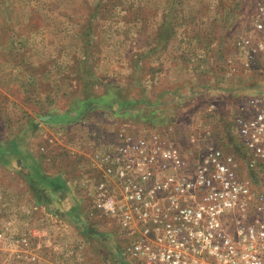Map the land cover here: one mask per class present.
<instances>
[{"label": "rangeland", "instance_id": "obj_1", "mask_svg": "<svg viewBox=\"0 0 264 264\" xmlns=\"http://www.w3.org/2000/svg\"><path fill=\"white\" fill-rule=\"evenodd\" d=\"M255 4L0 0V264L38 263L34 233L49 225L90 243L96 252L84 258L101 264L112 257L117 232L108 218H89L76 183V206L62 203L77 223L54 221L58 211L37 200L32 164L3 150L19 146L37 167L63 156L55 161L65 172L70 164L89 171V148L119 130L153 132L191 152L234 142V116L251 113L264 76L229 74L223 59ZM48 137L58 146L45 154ZM56 244L59 264H79L82 254L68 258L66 241Z\"/></svg>", "mask_w": 264, "mask_h": 264}, {"label": "built area", "instance_id": "obj_2", "mask_svg": "<svg viewBox=\"0 0 264 264\" xmlns=\"http://www.w3.org/2000/svg\"><path fill=\"white\" fill-rule=\"evenodd\" d=\"M223 66L264 76V0H256ZM233 125L234 142L194 152L153 132L124 130L89 148L91 167L77 168L75 183L89 218L117 226L111 262L264 264V94ZM57 146L48 137L40 150Z\"/></svg>", "mask_w": 264, "mask_h": 264}, {"label": "crops", "instance_id": "obj_3", "mask_svg": "<svg viewBox=\"0 0 264 264\" xmlns=\"http://www.w3.org/2000/svg\"><path fill=\"white\" fill-rule=\"evenodd\" d=\"M6 151L3 150V154L5 153L8 156L16 157L20 163L26 162L27 164L28 163L32 164V169L30 170L33 172L31 174L33 180L35 179L37 181V182L35 181V191L36 193H38L36 194L38 197L37 200L39 201V203L45 202L46 207H48L49 209L53 207L55 211H58V214H60L57 215V213H53L52 211V214H54V215L50 214L51 217H53L52 219H54V221H58V220L61 221V219L63 218L65 222H69L70 224L77 223L72 220V216L68 215L69 213L65 211V205L62 203V199H63L65 203H68V201H70L69 204L71 209H73V207L76 206L75 197L77 195L76 194L77 188L75 187V182H76L75 179H77L76 176L78 175L77 169L70 164V167L68 169L65 168L66 170L64 172V170H62L61 162H59L57 165L55 161V159L63 160L64 158L63 156H57L51 154V159H48L47 161L49 162V164L47 162L43 163L41 161L40 162L41 165H38L37 167L36 166L37 163H35L37 157L29 155L25 150L19 148V146L15 147L13 150H8L7 152ZM72 199H74V201H72ZM43 208L45 207H42V209ZM43 220H45V218L39 219V222ZM88 220L91 221V219L89 218ZM47 222H50L49 219L47 220ZM41 223L43 224V222ZM54 228L55 227L53 225H49L48 228L46 229L42 228L40 231H37V233H34L35 234L34 240H36L35 250H36V255L38 257L37 259L38 263L36 264H59L56 256L57 247H58L56 241L60 239H64L66 241V244L63 246V248L61 247V249H64L66 251L65 253L66 257L69 258L68 254L72 253L75 250L74 252L76 253L79 252L80 255L82 254L81 255L82 258H80L79 264H91L89 259L84 258L85 255H92V252L94 253L96 252V250L93 249L90 243L85 242V240L79 243L76 237L73 236V234H70L69 230H65V232H58L57 230L55 231ZM82 237L83 236L81 234V238ZM71 259L69 260L70 262L68 261L66 262V264L76 263L74 261H71ZM111 261L112 259L105 260L101 262V264H110ZM111 263L118 264L115 262L114 263L111 262Z\"/></svg>", "mask_w": 264, "mask_h": 264}, {"label": "trees", "instance_id": "obj_4", "mask_svg": "<svg viewBox=\"0 0 264 264\" xmlns=\"http://www.w3.org/2000/svg\"><path fill=\"white\" fill-rule=\"evenodd\" d=\"M230 47H231V45H230ZM230 47H229V48H230ZM229 51H230V50H229ZM229 51H228V52H229ZM228 52H227V53H228ZM227 53H226V54H227ZM226 54H225V55H226ZM220 61H221V60H220ZM221 67H223V66H221Z\"/></svg>", "mask_w": 264, "mask_h": 264}]
</instances>
